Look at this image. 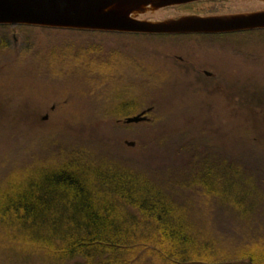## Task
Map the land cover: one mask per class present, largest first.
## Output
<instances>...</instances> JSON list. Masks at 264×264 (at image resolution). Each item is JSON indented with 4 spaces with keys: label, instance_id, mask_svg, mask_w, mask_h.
I'll return each instance as SVG.
<instances>
[{
    "label": "trees",
    "instance_id": "obj_1",
    "mask_svg": "<svg viewBox=\"0 0 264 264\" xmlns=\"http://www.w3.org/2000/svg\"><path fill=\"white\" fill-rule=\"evenodd\" d=\"M35 31L77 33L0 26V42L17 34L20 50L12 52L29 54ZM247 35L258 39L264 31ZM24 59L13 56L12 67ZM129 116L113 119L125 125ZM168 142L166 136L156 140L151 152ZM200 145L181 144L173 153L178 157L153 165L129 162L109 138L70 137L39 149L23 166H6L0 172V264L14 252L40 264H264V251L253 241L245 245L249 237L242 234L248 228L256 240L264 234V177L245 170L232 152ZM206 223L213 238L206 236ZM235 240L239 244L230 246Z\"/></svg>",
    "mask_w": 264,
    "mask_h": 264
},
{
    "label": "rangeland",
    "instance_id": "obj_2",
    "mask_svg": "<svg viewBox=\"0 0 264 264\" xmlns=\"http://www.w3.org/2000/svg\"><path fill=\"white\" fill-rule=\"evenodd\" d=\"M35 33L30 58L0 70V172L72 137L109 138L129 162L153 165L170 163L181 144L196 141L204 144L201 148L232 152L243 159L245 170L264 177V56L247 62L227 55L234 50L262 55L261 45H239L230 37L168 42L113 33ZM205 66L216 74L209 82L198 70ZM147 108H153L151 120L142 125L126 127L113 119ZM163 136L168 144L151 152V144ZM142 144L148 146L142 149ZM205 228L206 236L217 235L209 234L208 224ZM242 234L249 237L245 245L253 241L264 251V234L261 240L249 228ZM12 256L7 264H40L25 253Z\"/></svg>",
    "mask_w": 264,
    "mask_h": 264
},
{
    "label": "water",
    "instance_id": "obj_3",
    "mask_svg": "<svg viewBox=\"0 0 264 264\" xmlns=\"http://www.w3.org/2000/svg\"><path fill=\"white\" fill-rule=\"evenodd\" d=\"M201 1L209 0H0V25L156 36L264 29V0H243L258 6L249 12L163 17L178 15L163 10ZM151 111L127 118L126 124L148 120L145 113Z\"/></svg>",
    "mask_w": 264,
    "mask_h": 264
},
{
    "label": "flooded vegetation",
    "instance_id": "obj_4",
    "mask_svg": "<svg viewBox=\"0 0 264 264\" xmlns=\"http://www.w3.org/2000/svg\"><path fill=\"white\" fill-rule=\"evenodd\" d=\"M245 5L242 4H236L230 0H223V1H213V2H209V3H205L203 5H201L200 7H198V9H196L194 12V14H202V13H225V12H232L235 10H242V9H246L247 7H244ZM234 40L237 41V43L239 45H244L246 44V46L248 44H252V39L249 37L246 38H233ZM231 39V40H233ZM255 39V38H254ZM259 39V40H258ZM255 39L256 43L258 45H260V38ZM220 40H228V39H220ZM4 42L0 45V70L3 69L7 70L10 69L11 63H12V58L13 56H25L26 59L30 58V56H28L27 54L21 53V54H14L12 51H16L18 52L20 50V43H21V39L18 36H14V34H10L8 36L4 37ZM0 42V43H1ZM241 43V44H240ZM262 43V41H261ZM235 52H241L240 54L237 53H231V57H244L247 58V62L249 61H253V56H259V55H254L253 52H242V51H235ZM261 56H264V54H262ZM175 58H177L178 61L183 62L185 61L183 58L175 56ZM251 58V59H248ZM216 61L218 62L217 64L220 63V61L222 60L220 56H217ZM243 59V58H242ZM3 61H5V64L3 66ZM206 68H202V69H198L200 70V74L204 77L202 79H207L205 81L209 82L212 79H215L216 74H214L213 71H211V67L210 66H205ZM1 72V71H0Z\"/></svg>",
    "mask_w": 264,
    "mask_h": 264
}]
</instances>
